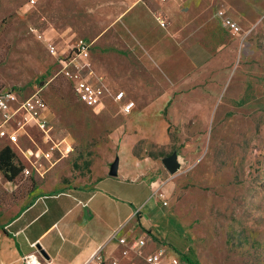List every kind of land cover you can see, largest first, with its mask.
Masks as SVG:
<instances>
[{"label":"crops","instance_id":"0c3cea01","mask_svg":"<svg viewBox=\"0 0 264 264\" xmlns=\"http://www.w3.org/2000/svg\"><path fill=\"white\" fill-rule=\"evenodd\" d=\"M88 1L96 8L86 26L67 34L53 27L52 40L60 51L82 41L91 45L84 76L108 91L99 111L121 105L114 100L119 92L136 106L118 128L110 157L86 177L67 184L54 177L22 196L24 187L0 172V264H25L29 256L43 263L38 246L51 264H84L99 249L130 264L121 257L120 238L158 244L187 238L170 210L180 189V162L171 174L163 164L169 157L153 156L149 148L171 146V131L181 123L200 128L220 114V84L230 78L234 53L233 46L205 42L220 23L216 0ZM159 14L166 28L157 22ZM116 160L117 176L111 177ZM3 196L12 199L3 203ZM154 247L149 242L147 251Z\"/></svg>","mask_w":264,"mask_h":264},{"label":"rangeland","instance_id":"374dc122","mask_svg":"<svg viewBox=\"0 0 264 264\" xmlns=\"http://www.w3.org/2000/svg\"><path fill=\"white\" fill-rule=\"evenodd\" d=\"M95 8L88 0H0V92L17 90L27 97L42 90L54 140L64 142L63 151L72 148L55 156L44 179L20 175L11 182L24 187L22 196L54 177L67 184L88 176L110 157L118 128L133 114L123 115L114 103L103 111L84 104L69 80L58 75L64 63L48 52L52 45L64 59L71 47L60 51L52 28L66 34L83 29ZM221 10L243 36L233 37L219 18L205 41L214 48L233 46L230 78L220 84V114L200 128L181 123L171 131V146L149 148L153 156H176L181 165L170 210L186 226L178 223L187 238L164 244L179 254V264H186L181 256L201 264H264V0H216V17ZM177 116L181 122L183 115ZM28 133L40 144L37 129ZM9 145L0 138V147ZM32 147L31 139L22 137V150ZM11 199L3 196L1 202Z\"/></svg>","mask_w":264,"mask_h":264},{"label":"built area","instance_id":"2783aa9c","mask_svg":"<svg viewBox=\"0 0 264 264\" xmlns=\"http://www.w3.org/2000/svg\"><path fill=\"white\" fill-rule=\"evenodd\" d=\"M165 3L168 0H160ZM227 11H219L218 17L222 19L223 26L233 37H242L241 28L227 18ZM157 22L162 28L168 25L167 20L161 14L156 16ZM48 52L52 57L64 63L58 72L71 83L76 97L89 107L100 106L108 91L102 85H95L86 76L84 71L89 68L88 59L90 57L91 45L87 42H80L71 48L64 59L60 56L55 47L48 45ZM42 90L34 92L30 96L23 97L17 90H7L0 92V138L8 140L9 147L16 153L18 163L23 166L22 175L26 178L44 179L52 167L55 166V156L65 155L72 148L61 149L64 142H56L53 138V128L49 120L50 110ZM114 100L121 104V113L130 115L134 108V101L125 100L123 92L114 96ZM29 128L37 129L42 135L40 144L32 140L28 133ZM28 137L33 143V147L26 149L21 148L22 137ZM19 151V153L17 152ZM164 205H167L164 202ZM158 241V240H157ZM155 239H138L128 242L125 238L118 239L122 246L121 257L131 259L130 264H179L180 256L165 246L158 244ZM149 242L155 247L147 251ZM147 251V252H146ZM42 257V256H41ZM43 263L38 261L37 257L29 256L26 264H51L43 259ZM84 264H122L118 258L106 257L102 249L93 254Z\"/></svg>","mask_w":264,"mask_h":264},{"label":"trees","instance_id":"16d2710c","mask_svg":"<svg viewBox=\"0 0 264 264\" xmlns=\"http://www.w3.org/2000/svg\"><path fill=\"white\" fill-rule=\"evenodd\" d=\"M23 166L18 163L16 153L11 147H5L0 151V172L8 182L15 181L22 175ZM181 260L186 264H201L188 256H181Z\"/></svg>","mask_w":264,"mask_h":264},{"label":"water","instance_id":"95a60500","mask_svg":"<svg viewBox=\"0 0 264 264\" xmlns=\"http://www.w3.org/2000/svg\"><path fill=\"white\" fill-rule=\"evenodd\" d=\"M118 160H116L112 165H111V169H110V176L111 177H116L117 176V171H118ZM164 166L166 167V169L169 171V173L171 174H175L179 168L178 165V161H177V157L176 156H172L169 157L167 159H165L163 161ZM40 255L44 258V259H49V257L46 255V253L41 249L40 246L37 247Z\"/></svg>","mask_w":264,"mask_h":264}]
</instances>
